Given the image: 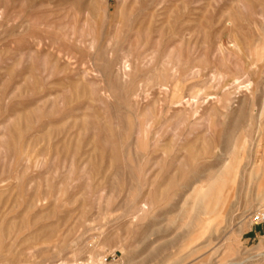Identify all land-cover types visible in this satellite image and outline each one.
<instances>
[{"label":"rangeland","instance_id":"374dc122","mask_svg":"<svg viewBox=\"0 0 264 264\" xmlns=\"http://www.w3.org/2000/svg\"><path fill=\"white\" fill-rule=\"evenodd\" d=\"M263 196L264 0H0V264H264Z\"/></svg>","mask_w":264,"mask_h":264},{"label":"built area","instance_id":"2783aa9c","mask_svg":"<svg viewBox=\"0 0 264 264\" xmlns=\"http://www.w3.org/2000/svg\"><path fill=\"white\" fill-rule=\"evenodd\" d=\"M250 219L253 225L264 227V204L251 214ZM51 264H92V263L88 261H79V262L56 261Z\"/></svg>","mask_w":264,"mask_h":264},{"label":"bare ground","instance_id":"6f19581e","mask_svg":"<svg viewBox=\"0 0 264 264\" xmlns=\"http://www.w3.org/2000/svg\"><path fill=\"white\" fill-rule=\"evenodd\" d=\"M262 195H263V194H262ZM204 197H205V195H204ZM205 198H206V197H205ZM262 198H263V200H264V196H263ZM262 198H261V199H262ZM207 199H208V198H206V200H207ZM211 199H213V198H211ZM202 200H203V198H202ZM94 261H95V260H94ZM94 261H93V262H94Z\"/></svg>","mask_w":264,"mask_h":264}]
</instances>
